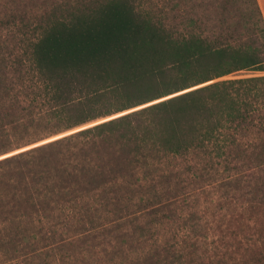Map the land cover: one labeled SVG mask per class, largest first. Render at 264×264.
I'll list each match as a JSON object with an SVG mask.
<instances>
[{
    "label": "trees",
    "instance_id": "obj_1",
    "mask_svg": "<svg viewBox=\"0 0 264 264\" xmlns=\"http://www.w3.org/2000/svg\"><path fill=\"white\" fill-rule=\"evenodd\" d=\"M172 1L8 24L0 151L145 107L0 160V264H264V35L239 45Z\"/></svg>",
    "mask_w": 264,
    "mask_h": 264
},
{
    "label": "rangeland",
    "instance_id": "obj_2",
    "mask_svg": "<svg viewBox=\"0 0 264 264\" xmlns=\"http://www.w3.org/2000/svg\"><path fill=\"white\" fill-rule=\"evenodd\" d=\"M48 1L49 4L53 3L55 0H0V69H2L5 72H9V65L12 61L17 60L15 53L20 54L19 51H14L13 46L9 47L4 46L2 44V41L8 37L9 29L12 28L8 24H10V21L17 22V20L20 17H24L26 20L28 19H36L38 16L41 15V8H43V3ZM59 3L70 1V0H57ZM61 1V2H60ZM230 1L232 5L226 6L224 5V2ZM171 6L178 5L180 10H184L186 14V23L189 22L190 18H194V15L196 14V18L202 20V22L206 25V28L209 30H212L214 32H220V30L224 29L232 30L230 33L234 34L237 38V43L244 44L247 42L248 37L251 35L256 36L259 38L260 36L264 35L262 30L264 31V23L261 22L260 17L255 13L252 0H174L172 3L170 2ZM225 7V9H224ZM225 22V26L222 28V23ZM177 23V22H176ZM260 41H264V39L259 38ZM21 59V58H20ZM8 66L7 70L5 69ZM263 73H253V72H239L235 75H231L228 77H224L223 79H229V78H245L249 76H261ZM10 77V75L8 76ZM5 91H0V96H2V93ZM142 107H137L135 109H131L126 112L118 113L116 115H112L110 117L98 119L94 122H91L89 124H86L84 126H81L77 129H74L72 131H68L66 133H61L59 135H54L49 138H42L37 143L31 144L27 147H23L20 149H15L16 145L12 143L7 146L5 151H0V160H3L7 157L13 156L15 154H18L20 152H23L25 150H29L38 146L45 145L47 143H50L52 141L61 139L63 137H66L70 134H73L75 132H78L80 130L95 126L97 124L103 123L105 121L111 120L113 118H117L119 116L128 114L130 112H133L135 110H139ZM50 154H56L54 151L48 149ZM111 210V209H108ZM133 211V210H132ZM111 218L109 216H102L100 221H87L85 224V229H93L94 227L96 229V233H93L92 231H87L82 236L81 239H89L91 235L95 234L98 239H104L105 230L109 227L107 226L110 223ZM129 221V220H127ZM259 226V225H258ZM262 229L263 226H259L257 229ZM41 228L39 227V230ZM72 236L76 237L78 232L75 230H71ZM69 236V235H68ZM65 236V237H68ZM111 239V238H110ZM37 240V239H36ZM52 241V240H50ZM45 242V243H55V242ZM66 252L60 253V255H65Z\"/></svg>",
    "mask_w": 264,
    "mask_h": 264
},
{
    "label": "crops",
    "instance_id": "obj_3",
    "mask_svg": "<svg viewBox=\"0 0 264 264\" xmlns=\"http://www.w3.org/2000/svg\"><path fill=\"white\" fill-rule=\"evenodd\" d=\"M258 3L260 5V9L264 18V0H258Z\"/></svg>",
    "mask_w": 264,
    "mask_h": 264
}]
</instances>
